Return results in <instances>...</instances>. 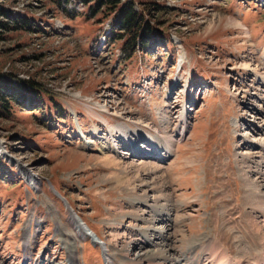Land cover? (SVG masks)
<instances>
[{"label": "rangeland", "instance_id": "obj_1", "mask_svg": "<svg viewBox=\"0 0 264 264\" xmlns=\"http://www.w3.org/2000/svg\"><path fill=\"white\" fill-rule=\"evenodd\" d=\"M127 1L147 39L76 1L6 6L32 28L0 38V73L20 89L0 117V264H161L165 246L183 264L210 239L243 261L264 255L246 198V181H264V0ZM147 226L167 239L146 244Z\"/></svg>", "mask_w": 264, "mask_h": 264}, {"label": "bare ground", "instance_id": "obj_2", "mask_svg": "<svg viewBox=\"0 0 264 264\" xmlns=\"http://www.w3.org/2000/svg\"><path fill=\"white\" fill-rule=\"evenodd\" d=\"M122 131H123L122 129H114L112 127L110 130V133H111L113 140L114 141L118 140V136H120L124 143L131 144L130 150H131V153L134 157L139 156V155H143V153H142L143 148H142V146H140L138 144L139 141L138 142H137V140L134 141V139H136V138H134L133 136H130L128 132H126V131L122 132ZM183 133H185L184 129L182 130L181 135H183ZM81 134L84 137V133H83L82 129H81ZM135 135L136 134H134V136ZM137 136L140 137L138 135V133H137ZM150 138H148L147 140L148 141L150 140V142H154V141H152L153 138L152 137H150ZM164 140H165V144L162 140L164 150H161V151L166 152V156H167L168 154H172L174 152V149L172 147L174 145V142H173V140L167 139V138H164ZM166 141H168V142H166ZM89 143H91V142H89ZM115 146H117V145H115ZM155 148H157V146ZM155 148H154L155 153L160 152L158 149H155ZM105 160L106 161H104V163L106 165L110 164V166L113 169L115 168L116 172L118 171V173H120L121 175L122 174L127 175L130 173V172L128 173V168H126L125 166L123 167L118 161L112 160L108 157H106ZM262 165H264V159L262 160ZM146 166L143 164L140 165L141 170L146 169ZM132 167H134V165H132ZM260 168H261V166H260ZM259 170H260L259 172L261 173V170H263V169H259ZM152 172H155V173L159 172L158 168H153ZM31 178L33 179L32 176H31ZM158 178H161V177L159 176ZM121 179H123V178H121ZM137 181H139L141 183V185H140L141 187H143V186L145 187L148 185L146 180L144 178H142L139 174L137 175ZM246 183H248L250 186L249 191H248V196L246 197L247 201H248V205L250 206V208L252 210H256V211L259 210L258 212L261 213V216L264 220V195L260 192V190H262L261 187H263V185H264V181H262V179H261L260 182H255V181L247 182L246 181ZM150 186L151 185H149L148 187H150ZM146 202L148 203V201H146ZM144 220L145 219H141L140 221H144ZM71 221L73 223H76L79 225L80 229H77V234L79 235V237H81L82 239L86 238V237H91L95 243H97L98 245H100L101 247L104 248V253H106L105 256L107 257V261H109V259H110V258H108V256H109L108 251L109 250H107L106 244L104 242L102 243L101 239L97 235L95 236V233L93 231L90 233L91 230L88 228V226L82 222L80 223V220H78V218H76L75 214H73V213L71 216ZM253 227L256 229L257 232L263 233L264 221L261 224H259V222L253 221ZM149 233H150V235L153 233L155 236L158 237V239H162V240L167 239L165 234H164L165 233L164 231H159V230L157 231V229H155V228L153 229V228L148 227V228H144L143 232L141 233V236H143L142 238L146 239V241H144L146 244L147 243L149 244V242H151V239H149V237H150ZM190 245L191 246L189 247V252L192 254L191 255L192 257H188L187 261L183 264H207L203 260L205 257H207V261L209 260L208 264H264V255L263 254L261 255L259 253L258 256L254 255L253 257L249 258L247 261H243L240 258H233L232 255L229 253L228 249H225L222 244L217 243V242L213 241L212 239L208 240L204 244L201 243L198 245H194V244L190 243ZM168 246H170V249L172 248V245H168ZM125 249L128 250L129 248L125 247ZM129 251H130V249L127 251V253H129ZM169 254H170L169 249L167 246H165V249L159 255H157V256H162L163 263H161V264H181L182 263L183 259H175L171 254L170 255ZM138 257H139V260L144 261V263L145 262H147V263L149 262L151 264L153 263L152 262L153 257H143V256L142 257L138 256ZM74 263H75V261H71V264H74ZM108 263L110 264V261ZM127 264H133V263L127 262Z\"/></svg>", "mask_w": 264, "mask_h": 264}, {"label": "trees", "instance_id": "obj_3", "mask_svg": "<svg viewBox=\"0 0 264 264\" xmlns=\"http://www.w3.org/2000/svg\"><path fill=\"white\" fill-rule=\"evenodd\" d=\"M50 4L57 9H64L73 2H79L89 7L91 13L107 12L115 17V28L126 34L136 42L138 39H147L151 36L149 25L144 24L145 17L138 12L134 4L127 0H36ZM18 0H0V38L5 34L19 31H28L32 28V22L25 15L8 9L7 4L15 5ZM124 36V35H120ZM2 40V39H1ZM133 42V43H134ZM134 46V44H133ZM20 89L11 78L0 73V117L3 114L10 115L14 104H17Z\"/></svg>", "mask_w": 264, "mask_h": 264}]
</instances>
